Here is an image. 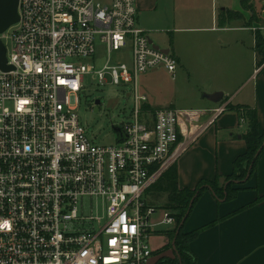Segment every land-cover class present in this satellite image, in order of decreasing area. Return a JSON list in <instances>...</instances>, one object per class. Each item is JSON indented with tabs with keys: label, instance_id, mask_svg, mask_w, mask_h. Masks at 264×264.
I'll list each match as a JSON object with an SVG mask.
<instances>
[{
	"label": "built area",
	"instance_id": "built-area-1",
	"mask_svg": "<svg viewBox=\"0 0 264 264\" xmlns=\"http://www.w3.org/2000/svg\"><path fill=\"white\" fill-rule=\"evenodd\" d=\"M19 14L0 35L13 66L0 68V264H154L150 239L176 217L152 222L147 191L228 105L147 107L139 76L179 63L138 25L137 0H20ZM92 72L132 86L124 140L97 144L80 121Z\"/></svg>",
	"mask_w": 264,
	"mask_h": 264
},
{
	"label": "crops",
	"instance_id": "crops-1",
	"mask_svg": "<svg viewBox=\"0 0 264 264\" xmlns=\"http://www.w3.org/2000/svg\"><path fill=\"white\" fill-rule=\"evenodd\" d=\"M251 3L254 11L242 0H137L138 25L149 31L154 44L176 56L178 73L216 83L205 94L207 103L195 109L228 105L179 156L180 189L195 188L201 180L217 176L227 184L225 177L247 150L245 122L230 105L256 108L259 131L264 132V63L258 66L255 49L257 32L264 35V0ZM142 91L151 109L173 107L152 103L149 93ZM216 92L224 94L221 101L207 98ZM236 187L240 191L232 200H218L207 190L195 204L186 232L215 222L190 243L197 264H264V199L258 200L264 196V150L257 173ZM175 228L157 227L153 233L150 241L166 233L164 246L153 249L154 264L163 255L176 254L173 245L165 248Z\"/></svg>",
	"mask_w": 264,
	"mask_h": 264
},
{
	"label": "rangeland",
	"instance_id": "rangeland-1",
	"mask_svg": "<svg viewBox=\"0 0 264 264\" xmlns=\"http://www.w3.org/2000/svg\"><path fill=\"white\" fill-rule=\"evenodd\" d=\"M111 56L117 58L118 61H130V54L112 52ZM106 60V47L97 41L95 58L89 61L95 66V70H98L104 66ZM138 84L142 90L144 89L149 93V100L152 103L179 108H199L207 103L205 94L216 83L201 80L189 73L180 75L178 69L175 75H172L166 68L161 67L156 71H148L140 75ZM131 89V85L112 84L111 78H109L108 83L102 84L98 81L97 74L93 72L84 76V89L78 94L76 110L88 136L97 144L116 142L118 134L113 128L114 125L121 124L131 117L133 109ZM97 99L101 100L100 104L96 103ZM146 197L149 202L154 200L153 196L150 195V191ZM166 202L165 195L159 197L157 201L155 200L154 204L158 208L151 218L152 222L161 220L166 210L164 208ZM87 205H89L88 201ZM159 227L166 231L173 228L174 225L163 224ZM165 235L166 233L162 234L161 237L152 238L151 245L153 249L164 246ZM168 245L165 248H170ZM164 257L169 256L163 255L159 261Z\"/></svg>",
	"mask_w": 264,
	"mask_h": 264
},
{
	"label": "trees",
	"instance_id": "trees-1",
	"mask_svg": "<svg viewBox=\"0 0 264 264\" xmlns=\"http://www.w3.org/2000/svg\"><path fill=\"white\" fill-rule=\"evenodd\" d=\"M242 3L244 7L251 8L254 11L251 0H242ZM255 49L258 55L257 64L261 66L264 63V35L259 31L256 34ZM147 107L149 108L150 106L147 105ZM229 108L237 110L241 122H245L246 129L243 138L246 141L247 150L235 160L234 172L225 177V182L227 184H221V177L217 176L214 180H201L195 188L180 189L178 187V166L176 162L165 171L147 191V193L150 191V195L154 198V200L150 202V204L154 206H156L154 204L155 200L157 201L159 197L165 195L167 202L164 208L171 211L176 217V228L169 232L171 242L168 245V247H171L175 240L176 254L173 257L162 258L159 261L161 262L160 264H197V257L192 252L190 243L195 240L203 230L215 224V222H211L194 231H185V224L198 199L207 190H211L218 200L224 198H226L227 201L232 200L240 191V188L236 187V184L243 183L249 172L251 177L257 173L259 157L264 150V132L260 133L259 131L257 109L239 105H230ZM263 199L264 196L258 198L259 201ZM184 219L185 223L178 232L179 225Z\"/></svg>",
	"mask_w": 264,
	"mask_h": 264
},
{
	"label": "water",
	"instance_id": "water-1",
	"mask_svg": "<svg viewBox=\"0 0 264 264\" xmlns=\"http://www.w3.org/2000/svg\"><path fill=\"white\" fill-rule=\"evenodd\" d=\"M19 2L20 0H0V35L5 33L9 28L15 25L20 20L19 14ZM153 42V41H152ZM154 43V42H153ZM156 48H159L166 53L170 52V49L161 48L159 45L154 44ZM0 68L2 70H11L12 65L8 64L7 59V48L4 41L0 38ZM224 94L222 92H216L213 94L207 95V98L213 102H219L222 100ZM97 104L101 103L100 99L96 100ZM114 130L120 134V141L124 140V133L122 128L119 125H114ZM250 177V172L247 175V178L243 181H247ZM193 203V201H192ZM191 203V205H192ZM185 223V219L181 222L178 228V232ZM173 246L175 248V240L173 241Z\"/></svg>",
	"mask_w": 264,
	"mask_h": 264
}]
</instances>
